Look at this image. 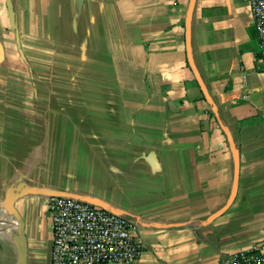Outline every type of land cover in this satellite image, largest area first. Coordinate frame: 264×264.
Listing matches in <instances>:
<instances>
[{
	"label": "crops",
	"instance_id": "crops-1",
	"mask_svg": "<svg viewBox=\"0 0 264 264\" xmlns=\"http://www.w3.org/2000/svg\"><path fill=\"white\" fill-rule=\"evenodd\" d=\"M191 1L0 0V264H51L53 195L128 217L140 264L264 241L258 29L195 0L188 39Z\"/></svg>",
	"mask_w": 264,
	"mask_h": 264
},
{
	"label": "built area",
	"instance_id": "built-area-1",
	"mask_svg": "<svg viewBox=\"0 0 264 264\" xmlns=\"http://www.w3.org/2000/svg\"><path fill=\"white\" fill-rule=\"evenodd\" d=\"M264 58V0H246ZM51 264H140L142 244L118 212L72 196L50 198ZM220 264H264V241L225 256Z\"/></svg>",
	"mask_w": 264,
	"mask_h": 264
},
{
	"label": "water",
	"instance_id": "water-1",
	"mask_svg": "<svg viewBox=\"0 0 264 264\" xmlns=\"http://www.w3.org/2000/svg\"><path fill=\"white\" fill-rule=\"evenodd\" d=\"M194 1H195V0H192V1H191V7H190L189 14H188V18H189L190 15H191V11H192V8H193V6H194ZM189 38H190V18H189V20H188V39H189ZM188 49H189V52H190V44L188 45ZM189 57H190L191 65H192V67H193V69H194V71H195L196 77H197V79H198L200 85L203 87V90H204V92H205V95L209 98V95H208V93H207L206 90H205V87H204V84H203V82H202V79H201V77H200V75H199V73H198V71H197V69H196L194 63H192L193 61H192V58H191V54H190ZM234 153H235V160H236V174H235L234 189H233L232 197H231L229 203L224 207V209H226V208L231 204L232 200L234 199V197H235V195H236V191H237L238 176H239V153H238L237 149H235ZM224 209H223V210H224ZM24 263H25V257L22 256L18 264H24Z\"/></svg>",
	"mask_w": 264,
	"mask_h": 264
}]
</instances>
